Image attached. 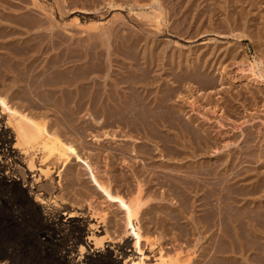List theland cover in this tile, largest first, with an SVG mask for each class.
Listing matches in <instances>:
<instances>
[{
	"label": "rangeland",
	"instance_id": "rangeland-1",
	"mask_svg": "<svg viewBox=\"0 0 264 264\" xmlns=\"http://www.w3.org/2000/svg\"><path fill=\"white\" fill-rule=\"evenodd\" d=\"M32 1L35 2L33 3ZM134 1L136 0H27V3H25L24 0H0V24L9 26L11 24L10 20H12L14 24H11L10 27L17 28L19 25L18 23L21 22L19 21L20 17L24 18V16L30 15L28 20L32 23L31 25L34 24V26L31 27L27 37L30 36L32 43L34 42V44L31 43V53L33 54V52H35L34 54H37L35 56L30 53L32 56L31 59L33 60H30L32 64L29 61L30 65H33L36 69H41L40 67L43 65L49 66V72L47 71L46 75L49 80L46 79V77H44L46 80L39 77L46 82V85L44 84L45 86L43 87L37 86L40 83L39 81H41L39 78L37 81L38 84L30 83L33 84V86H30V84L27 86L28 84L21 81L11 83L12 79L10 74L5 73L3 76L1 74L2 72H0V95H6L10 98L9 100H11L14 105L20 107V109L26 110V112L30 111V114L33 113L37 115L35 118H38V122L50 123L48 125L50 126V130L59 132L56 133V135H61L60 138L62 137L61 139H63L65 143L70 144L71 142L72 145H75L79 152V156H81L80 158L88 162L87 164L89 166H92L91 168L97 179L105 184H109L113 194H118L127 201L139 200L142 205L138 215V227L142 234L145 238L152 241L151 244L155 243V247L153 246L154 250H163L162 254H166V256L169 255L168 258L174 256L179 264H205V259L201 260L203 259L202 254L205 255L210 252L208 254L210 257L215 251L214 249L217 245L215 243L217 241L215 238V228H207L201 223V216L204 214L205 210V207L202 208L201 204L205 202L203 199L204 197L206 198V196H208L211 204H214L215 198L218 197L216 191V194H214L215 178L221 173L220 177L224 179L221 185V195H224H222L224 200V214L226 213L225 215H227L228 212L225 208L228 209L231 206L232 210L231 208L229 209L228 215H235L234 219L237 216H241L239 215L240 210L242 214L245 211V215L249 214V212L246 211L249 210L250 213L252 212V215L248 218H252L251 220H253L252 222L246 217L245 220H241V218L244 219L245 215L243 214V217H237V220L239 219L238 221L235 219V225L233 224L232 226L230 224L232 223L230 218L233 219V216L227 215L224 217V221H226L225 223L227 225L224 224L225 226L218 232V236L222 240L221 242L224 243L221 244L222 249L223 246L226 247L225 252L223 249V260L231 263L232 259L235 258L238 264H262L263 259L261 258L262 256L264 257V253L261 255L262 253L256 250V247L260 246L259 248L261 249L262 247L264 250V225L263 227L260 226L264 223H261L262 221L259 222V218H261L259 217L260 213L262 216L264 215L262 214L264 213L262 212V210L264 211V79H262L264 78V0H180L181 2L178 0H158L161 2H159L160 6L163 4L161 6V8H163L161 10V16L162 18H166V20L163 18L165 21L159 18L162 22L160 23L162 26L160 25L158 28H156V12L154 13L153 10L156 9L155 11H158L159 6H157L158 8L148 6L150 3L147 1L149 0H137L136 3L138 4L134 3ZM10 3H12V5ZM171 4L172 6L170 7ZM173 4H175V6ZM9 8L12 10H9ZM148 13L150 15L153 14V19ZM184 13H187V17ZM9 14H14L15 17H11ZM141 14H148L150 21L148 17H146L147 15L143 17ZM15 20L18 21V25L16 26ZM39 21H42V24ZM38 23H40L41 26H38ZM109 28L112 29V32L109 31ZM7 30L9 31V28H7ZM7 30L5 29L6 32ZM103 31H106L108 34ZM103 33L107 34L106 37ZM110 33L112 35H110ZM21 34L20 37L17 33L13 34L12 37H10V34L7 35L8 37L5 36L8 41L4 37V42H9L6 43V47L14 48L16 44H18L17 42H19L20 45L21 41L18 38L26 37V35ZM88 34L91 37H87ZM16 35L18 36L16 37ZM108 37H110V39ZM88 38L91 40H88ZM128 39L129 41H127ZM104 43H106V45ZM76 44L78 46H76ZM132 45L134 50L130 48ZM12 48L10 50H12ZM75 49L77 51H75ZM3 50L2 48L0 52H4ZM65 60L68 61L65 62ZM87 63L88 65H85ZM59 65L61 67H59ZM3 68L5 69L6 67ZM3 68H1V70ZM71 68H74V71L76 70L75 72L80 74V76H83V73L86 75L90 72L89 77L95 81L96 88L98 89L96 93L98 94L97 97L99 96V100L96 98L98 104L101 102L102 104L109 103L107 99L110 93L111 98H113V100L115 99L116 95L113 94L115 84L119 85L118 87L121 89L131 86L129 88L130 90L126 88V94H130L129 97L135 94V96L137 95L136 97L141 96L140 99H142L147 90L150 95L154 94L155 97H159L158 99L161 98L163 102L167 99L163 104L168 103L167 105L169 107L166 105L164 106H166L169 111H166V109L165 112H172L174 116L178 114V119H184L183 121L185 123L187 122L190 124V128H192L191 124L193 125L192 129L194 130L191 136L188 137L193 141L195 139V141L189 142L187 136L184 140L188 139L185 142L190 144L193 143L194 145L192 147V144H189L187 148L191 147L189 149L193 151L194 146L195 149L197 145L201 147H198L199 150L196 151L195 154L189 149H186L187 151L184 150L185 152L190 151L188 153L189 157L187 156L188 154H183L185 158L182 157V154L176 157V155L178 156L179 154L172 152L173 150H169V148L167 149L163 142H159L158 144L156 141L148 143L146 140H142L140 136H136L132 133L128 135L124 129L123 123L119 124V121H115L114 118H118V116L114 117L113 114L110 113L111 116L114 117L113 119L112 117L110 118L108 113L113 111L108 110V112L106 111V113H103L98 110V113H96V115L94 113V117L92 116L91 118H88L90 114L85 110H81L82 112L79 111L80 113L77 112L74 106L75 103H73L75 102V98H73L75 95H72L74 93L70 92L73 88L67 86L68 79L71 77L69 74ZM143 68L144 70L146 69L145 72L142 71ZM82 69L84 71H82ZM252 70L255 74L252 73ZM74 71L72 69L70 70V72ZM133 75L134 77H132ZM150 76L153 78V81L147 80ZM139 79L142 80L139 81ZM127 80L133 83L129 84L126 82ZM143 80L144 82L146 80V83L143 84ZM82 81H84V79L79 80L78 83L80 82L79 84H83ZM114 81L120 84L116 82L114 84ZM121 81L124 82L121 83ZM84 82L87 83L86 80ZM84 86L86 87V84ZM103 86L105 88L107 87V89ZM32 87L35 89L38 87L37 91L39 93ZM31 88L34 92H31ZM29 89L30 93L27 92ZM136 91H138L137 94ZM69 92L72 94L70 95ZM152 95L151 97H154V95ZM98 104L96 105H101ZM65 106L66 108H64ZM61 109L64 110L61 111ZM84 112H86V114H84ZM33 114L32 116H34ZM99 115H102L101 118ZM189 117H191V123L189 121L190 119L188 120ZM0 118V130H2L3 122L7 120V116L0 115ZM103 118H106V120L104 121ZM162 118H164V116ZM99 120L100 122H97ZM93 121L98 123V125L95 122L93 123ZM109 121H111V123H109ZM104 122H106V124H104ZM90 123L92 124L90 125ZM14 126L15 125L12 123L7 130L8 140H6L7 137L6 139L0 137V151H10L11 148L17 144L16 153L19 159H21V162H18L19 160L14 162L10 158L7 160L8 163L11 162L9 163V167L11 166L10 168L15 171L14 178L16 180L15 182H17V187L12 194L9 193L12 197L8 202L3 199V195H0V253L7 254V244L16 239L19 234L24 236V238H30V234L33 231L37 232L40 229L39 227L43 228V224L40 222V207L33 202L35 201L34 194L39 191L45 197L50 196L52 198L51 202H56L57 207H66L68 210L73 211V219L77 222L84 223V227H82L83 238L88 237L86 235L89 230V225H94L95 228H93L95 231L93 230V232L98 239L103 238L101 246L97 249L91 246L93 244L91 242L90 251L88 246L81 256L76 253V257L74 258L75 264H79V261H82L83 264H87L86 261L91 258L93 259L99 253L105 252L109 253L110 257L116 261V264H124L125 260H122L121 256L119 257L115 254V248L122 246L124 240L129 239V237H127L129 233L127 234L125 231L123 215L117 204L108 201V199L97 190L82 161L77 162V160L72 159L69 161L70 163L68 162L69 165H73L69 166V168H73L71 169V176H69L67 172L65 173L69 168L66 170L62 167L61 169H64V172L59 170L61 173L60 177H57L59 174L54 172L55 174L53 173L52 182L49 181L48 178L45 179L41 177L37 170L40 166L42 167L44 165V163L39 162L42 159L43 152L37 150L29 151L27 152L28 154L23 152L22 148H24V146L17 141L16 126ZM125 132L128 139L125 136ZM170 132H162L161 135L162 137H169V139H166L171 142L173 141L172 144H170L173 149L177 148V150L182 151L183 149H180V139L174 138L176 137L177 131L175 130L176 133L174 130ZM193 133H195V135L197 133L200 137L196 135L198 137H194L193 139ZM104 134L106 136H104ZM200 138L204 140L201 142L196 141ZM196 142H199V144ZM154 145L161 151L159 150V152H157L158 150ZM166 146H169V144ZM148 148L157 150L156 152L153 151V156L151 158L141 154V151ZM170 152H172V155ZM40 154L42 156H40ZM25 159H27L26 161L31 160L35 168L29 170L26 166ZM166 159L169 160L167 161ZM192 162L195 164L194 166ZM185 163L186 166L182 165ZM166 164L168 166L164 167ZM183 167H190L191 170H189L191 173L189 172L188 174V172H186L187 169ZM200 168L209 169L210 172L203 169V174ZM151 169H154L155 172L153 171L152 173ZM196 169H199L200 171L198 170V173L201 172L200 174H202H197L198 176H195V178L199 177V180L196 181H204L203 178H207V184H205L208 189L206 187V189L202 186L200 187V185L194 186L193 183H191V185L189 184L187 189L182 185L180 186L181 188H178L180 180L178 181L175 179L178 178L176 176H186V179L190 178L194 180V177L192 178L189 176L187 178V176L190 174H192L191 176L195 175L194 173L197 172ZM206 173L210 174L207 175ZM175 174V178L173 177L172 179V176ZM201 181L200 183H202ZM168 182L173 185H169ZM58 183L59 186L57 185ZM174 184L177 185L175 186ZM222 186L224 188H222ZM200 188H202L204 192L199 191ZM206 190H208V193ZM209 190L214 193L211 195ZM176 191H179V193ZM201 193H203V195ZM210 195L213 196L214 199L210 197ZM180 196H182V198ZM201 196L203 197V201L201 200ZM18 207L22 209L18 210ZM181 210H186L182 213V219H180L181 215L179 214L182 212ZM234 210H237L239 213H237V215L234 214L236 212H232ZM13 211L17 213V216L14 215ZM246 212L248 213L246 214ZM253 213H256V217H259L258 220L253 216ZM14 216L21 221L14 222ZM227 217L229 218L227 219ZM188 218H190L189 222L187 220ZM256 220L258 222L255 224L254 221ZM245 221L246 225L243 224ZM247 221H249L250 224L252 223L250 227ZM237 222L241 223H239L240 226ZM257 224L259 226H257ZM234 226L237 227L234 228L236 231L232 229ZM245 231L246 234L248 233L247 235ZM248 231H251L254 237L251 236L253 241L250 240L249 234L251 233ZM234 232H236V234H233ZM229 237L233 238L229 240ZM245 237L247 239H245ZM129 240L131 241V239ZM228 241H235V244L233 242H231L233 243L231 244ZM249 241H252L251 244H253L255 248L253 245L249 246ZM254 241H257V244L253 243ZM147 245L148 244L143 243L145 247L143 248L145 250L149 247H147ZM208 245H211L210 249H206ZM228 246L233 248L235 255L232 252L230 254L229 249L226 250L229 248ZM234 246L237 248L236 252ZM239 246L243 248V250ZM209 257L207 258L208 260L206 259L207 261H209ZM154 260L147 264H154ZM211 262L212 261H210V263Z\"/></svg>",
	"mask_w": 264,
	"mask_h": 264
},
{
	"label": "bare ground",
	"instance_id": "bare-ground-1",
	"mask_svg": "<svg viewBox=\"0 0 264 264\" xmlns=\"http://www.w3.org/2000/svg\"><path fill=\"white\" fill-rule=\"evenodd\" d=\"M30 1V0H29ZM178 1H180V0H178ZM189 1V0H188ZM198 1V0H197ZM24 2L25 3H27V0H24ZM33 2V1H32ZM31 2V3H32ZM35 2V1H34ZM33 2V3H34ZM82 2V1H81ZM137 2V0L136 1H134V3H136ZM148 3H150L148 6H151L152 8L154 7H157V6H159V10L158 11H155V10H153L154 11V13L156 12V23H157V27H156V25H155V27L156 28H158V27H160V23H162L161 22V18H162V9L163 8H161V6L163 5V4H161V6H160V4H159V2L160 1H158V0H149V1H147ZM166 2H168V1H166ZM169 2H171V1H169ZM181 2V1H180ZM194 2V1H193ZM201 2V1H200ZM213 2V1H212ZM93 3V2H92ZM112 3V2H111ZM128 3H130V2H128ZM161 3V2H160ZM173 3H174V1H173ZM11 5H12V3H10ZM9 4V5H10ZM81 4V3H80ZM136 4H138V3H136ZM146 4V3H145ZM181 4V3H180ZM183 4V3H182ZM23 5V4H22ZM34 5V4H33ZM37 5V4H36ZM58 5H59V3H58ZM174 6H175V4H173ZM179 5V4H178ZM197 5V4H196ZM80 6V5H79ZM109 6H110V4H109ZM112 6V5H111ZM113 6H115V5H113ZM117 6H119V5H117ZM130 6V5H129ZM145 6H147V5H145ZM144 6V7H145ZM172 6V4L170 5V7ZM21 7V6H20ZM90 7V6H89ZM37 8V7H36ZM60 8V7H59ZM149 8V7H148ZM158 8V7H157ZM175 8V7H174ZM174 8H173V10H174ZM189 8V7H188ZM209 8V7H208ZM134 9V8H133ZM150 9V8H149ZM9 10H12L11 8H9ZM180 10V9H179ZM185 10V9H184ZM190 10V9H189ZM188 10V11H189ZM192 10V9H191ZM196 10V9H195ZM187 11V12H188ZM10 12V11H9ZM18 12V11H17ZM170 12V11H169ZM183 12V11H182ZM205 12V11H204ZM208 12V11H207ZM27 13V12H26ZM141 13H144V12H141ZM164 13H165V11H164ZM172 13V12H171ZM174 13V12H173ZM195 13V12H194ZM25 14V13H24ZM149 14V13H148ZM148 14H141V16H145V15H147L146 17H148L149 15ZM185 14V16L187 15V13H184ZM26 15V14H25ZM164 15V14H163ZM166 15V14H165ZM173 15V14H172ZM179 15V14H178ZM253 15V14H252ZM9 16H11V17H15L14 16V14H9ZM30 16V15H29ZM28 15H26V16H24V18H22V17H20V20L19 21H21V22H19L18 24H17V22L18 21H16L15 20V26L16 25H18V27L16 28V27H10V25L12 24H14V21H12V20H10V25L9 26H4V25H2V24H0V29L2 30H0V50L2 51V48L4 49L3 51L4 52H0V70H1V68H3V67H6L5 69L3 68L0 72H2L1 74L4 76L5 75V73H8V74H10V76H11V83H16L17 81H21V82H24V83H26V84H28L27 86H29V84L30 83H35V84H38V78L39 77H42V78H44V77H46V75H47V71H48V69H49V66L47 65H43V66H39L41 69H36L33 65H30V60H32L31 58H32V56L30 55V53L32 52V46H31V43H32V39H31V37L30 36H28L27 37V35L30 33V29H31V27L32 26H34V24L33 25H31L32 23H30V21L28 20V17H29ZM139 16H140V14H139ZM151 16V18H152V16H153V14L152 15H150ZM145 17V18H146ZM154 17V16H153ZM187 17V16H186ZM9 18V17H8ZM7 18V19H8ZM31 18V17H30ZM145 18H144V20H145ZM160 18V19H159ZM163 18H165V17H163ZM162 18V19H163ZM211 18V17H210ZM9 19H11V18H9ZM22 19V20H21ZM153 19V18H152ZM214 19V18H213ZM244 19V18H243ZM14 20V19H13ZM148 20L150 21V19H149V17H148ZM160 20V21H159ZM165 20H166V18H165ZM164 19H163V21H165ZM32 21V20H31ZM35 21V20H34ZM152 21V20H151ZM255 21V20H254ZM40 22V21H39ZM42 22V21H41ZM40 22V23H41ZM167 22V21H166ZM165 22V23H166ZM37 23V22H36ZM35 23V24H36ZM40 23H38V26H41L40 25ZM42 24V23H41ZM6 25V24H5ZM36 26V25H35ZM162 26V25H161ZM210 26V25H209ZM233 26V25H232ZM37 27V26H36ZM49 27V26H48ZM7 28H9V31L7 30ZM19 28V29H18ZM179 28V27H178ZM5 29L7 30V32L5 31ZM20 29H22V30H20ZM51 29V28H50ZM110 30V32H112L111 30V28H109ZM103 30V29H102ZM105 30H107V29H105ZM5 31V32H4ZM108 31V30H107ZM159 31V30H158ZM4 32V33H3ZM22 34H21V33ZM104 32V31H103ZM106 32V31H105ZM104 32V33H105ZM198 32V31H197ZM18 34L19 35V37H20V34L21 35H26V37H24V38H18V39H20V45L22 46H20L19 45V42H17L18 44H16V46L14 47V48H16V49H14V48H12V50H10L11 48H9V47H6V43H9V42H4V37L5 36H7L8 34H10L9 36L10 37H12V35L13 34ZM103 33V34H104ZM107 33V32H106ZM6 34V35H5ZM102 34V35H103ZM108 34V33H107ZM107 34H104V36L106 37V35ZM18 35H16V37L18 36ZM110 35H112L111 33H110ZM110 35H108V36H110ZM88 36H90L89 34L87 35V37ZM99 36H100V34H99ZM104 36H103V38H104ZM8 37V36H7ZM22 37V36H21ZM42 37V36H41ZM58 37V36H57ZM63 37V36H62ZM91 37V36H90ZM98 37V36H97ZM102 37V36H101ZM101 37H99V38H101ZM111 37V36H110ZM110 37H108L109 39H110ZM15 38V37H14ZM13 38V39H14ZM34 38V37H33ZM37 38V37H36ZM92 38H93V36H92ZM5 39H6V37H5ZM40 39V38H39ZM67 39V38H66ZM69 39V38H68ZM80 39H82V38H80ZM87 39V38H86ZM85 39V40H86ZM94 39H96V38H94ZM106 39V38H105ZM104 39V40H105ZM138 39V38H137ZM7 40V39H6ZM10 40V39H9ZM41 40V39H40ZM54 40V39H53ZM76 40V39H75ZM88 40H91L90 38H88ZM101 40V39H100ZM108 40V39H107ZM130 40H132V39H130ZM8 41V40H7ZM12 41V40H11ZM14 41V40H13ZM17 41H19V40H17ZM58 41V40H57ZM77 41H79V40H77ZM126 41V40H125ZM127 41H129V39L127 40ZM15 42H16V39H15ZM37 42V41H36ZM52 42V41H51ZM71 42H72V40H71ZM70 42V43H71ZM88 42V41H87ZM90 42V41H89ZM103 42H105V41H103ZM108 42V41H107ZM143 42V41H142ZM14 43V42H13ZM44 43V42H43ZM53 43V42H52ZM66 43V42H65ZM80 43V42H79ZM86 43V42H85ZM95 43V42H94ZM126 43V42H125ZM134 43V42H133ZM137 43V42H136ZM32 44H34V42L32 43ZM42 44V43H41ZM57 44V43H56ZM62 44V43H61ZM67 44H68V42H67ZM71 44H73V43H71ZM91 44V43H90ZM102 44V43H101ZM105 45H106V43H104ZM127 44V43H126ZM132 44V43H131ZM260 44V43H259ZM49 45V44H48ZM75 45V44H74ZM80 45V44H79ZM93 45V44H92ZM125 45V44H124ZM123 45V46H124ZM134 45H136V44H134ZM19 48H18V47ZM56 46V45H55ZM76 46H78L77 44H76ZM103 46V45H102ZM73 47V46H72ZM80 47V46H79ZM125 47V46H124ZM57 48V47H56ZM69 48V47H68ZM95 48V47H94ZM123 48V47H122ZM129 48V47H128ZM130 48H132V50H134L133 49V45H132V47L130 46ZM58 49V48H57ZM14 50V51H13ZM69 50V49H68ZM127 50V49H126ZM130 50V49H129ZM41 51V50H40ZM75 51H77L76 49H75ZM38 52V51H37ZM72 52H73V50H72ZM82 52V51H81ZM85 52V51H84ZM206 52V51H205ZM35 52H33V54H34ZM74 53V52H73ZM97 53V52H96ZM128 53V52H127ZM135 53V52H134ZM32 54V53H31ZM32 54V55H33ZM42 54V53H41ZM71 54V53H70ZM93 54V53H92ZM35 55V54H34ZM37 55V54H36ZM35 55V56H36ZM79 55V54H78ZM87 55V54H86ZM135 55V54H134ZM134 55H133V57H134ZM40 56V55H39ZM38 56V57H39ZM57 56V55H56ZM68 56V55H67ZM71 56V55H70ZM75 56V55H74ZM34 57V56H33ZM53 57V56H52ZM57 57H59V56H57ZM64 57V56H63ZM130 57H131V55H130ZM133 57H132V60H133ZM80 58V57H79ZM87 58H88V56H87ZM95 58H96V56H95ZM67 59V58H66ZM77 59V58H76ZM81 59V58H80ZM80 59H79V61H80ZM73 60V59H72ZM95 60V59H94ZM135 60H137V59H135ZM30 61V62H29ZM33 61V60H32ZM68 61V60H67ZM66 60H65V62H67ZM86 61V60H85ZM139 61V60H138ZM63 62V61H62ZM88 62V61H87ZM155 62V61H154ZM56 63V62H55ZM75 63V62H74ZM259 63V62H258ZM257 63V64H258ZM31 64H32V62H31ZM64 64V63H63ZM84 64V63H83ZM82 64V65H83ZM138 64V63H137ZM85 65H88V63L87 64H85ZM142 65V64H141ZM146 65H147V63H146ZM167 65V64H166ZM256 65V64H255ZM66 66V65H65ZM81 66V65H80ZM170 66H171V64H170ZM59 67H61L60 65H59ZM73 67V66H72ZM78 67V66H77ZM88 67V66H87ZM91 67V66H90ZM117 67V66H116ZM136 67V66H135ZM94 68V67H93ZM137 68V67H136ZM146 68V67H145ZM150 68V67H149ZM178 68H180V67H178ZM220 68V67H219ZM65 69H67V68H65ZM73 71H74V68H71ZM70 69V70H71ZM81 69V68H80ZM88 69V68H87ZM142 69V68H141ZM64 70V69H63ZM70 70H69V74H70V76L71 77H69V79H68V82H67V86L68 87H70V88H73L70 92H72V93H74V94H72V93H70V95L72 94V95H75V97L73 96V98H75V102H73V103H75V110L77 111V112H79V111H81V110H85V111H87V113L89 112V114H90V116L88 117L87 115V117L88 118H91L92 116L94 117V113H95V115H96V113H98L97 111L98 110H100V112H105L106 113V111L108 112V110H110V111H113V112H109L108 114L110 115V118L112 117L111 116V114H113V116L115 117H117L118 116V118H114V117H112V119L114 118L115 119V121H119V124H122L123 123V126H124V129L126 130V132H127V134L129 135V133H132V134H135L136 136H140V138L142 139V140H146L148 143H152V142H154V141H156V143L158 144L159 142L161 143V142H163L164 143V146L168 149L169 148V150L171 149V150H173L172 152H175L176 154L178 153L179 155L177 156L176 155V157H179L180 156V154H182V157H183V154L184 155H186V154H188L190 151H192V149H189V148H191V147H188L187 148V145H189L190 143H186L185 141L186 140H188V139H185L184 140V138L187 136V138H189L188 136H191V134H192V131L194 130V129H192L193 128V125L191 124V126H192V128H190V124L189 123H185L183 120H180V119H178V114H177V116L175 117L173 114H172V112H165V110L167 109V107L166 106H168L166 103L165 104H163L164 102H166L167 101V99L163 102L162 101V99L160 100V99H158L157 97H155V95H154V97H151V95H150V93L146 90V93H145V96H143L142 97V99H140V97L138 96V97H136L135 96V94H134V96H131V97H129V95L130 94H126L127 92H126V88H128V87H126V88H123V89H121V88H119L118 86L119 85H116L115 84V82L116 81H114V95H116L115 96V99L113 100V98H111V93H110V97L108 96V99H107V102H109V103H103L102 104V102L101 103H99V104H101L100 106H97L96 104H98L97 102H96V98L98 99V97H97V95L98 94H96L98 91V89L96 88V83H95V81L94 80H92L91 79V77H89V70H88V72L89 73H87L86 75H84L85 73H83V76H80V74H78L77 72H70ZM100 70H101V68H100ZM82 71H84L83 69H82ZM87 71V70H86ZM91 71V70H90ZM104 71V70H103ZM134 71V70H133ZM140 71V70H139ZM142 71H146V69L144 70V68H143V70ZM49 72V71H48ZM94 72V71H93ZM135 72V71H134ZM133 72V73H134ZM137 72V71H136ZM153 72V71H152ZM58 73V72H57ZM79 75H77V74ZM102 73V72H101ZM106 73V72H105ZM139 73V72H138ZM141 73H143V72H141ZM147 73H148V70H147ZM156 73V72H155ZM252 73L253 74H255L254 73V71L252 70ZM50 74V73H49ZM55 74V73H54ZM140 74V73H139ZM7 75V74H6ZM45 75V76H44ZM52 75V74H51ZM58 75V74H57ZM60 75V74H59ZM67 75V74H66ZM132 75V74H131ZM135 75H136V73H135ZM140 75H142V74H140ZM145 75V74H144ZM149 75H150V73H149ZM63 76V75H62ZM138 76V75H137ZM147 76V75H146ZM154 76V75H153ZM253 76V75H252ZM260 76V75H259ZM48 77V76H47ZM46 77V79H48ZM66 77H68V76H66ZM132 77H134V75L132 76ZM139 77H141V76H139ZM145 77V76H144ZM263 77V76H262ZM40 79L41 81H39L40 83V85L38 84L37 86L38 87H43V86H45L46 84V82H45V80L44 79ZM131 78V77H130ZM147 78V77H146ZM145 78V79H146ZM149 78H151V76L150 77H148V79L147 80H152L153 78H151V79H149ZM154 78H156V77H154ZM258 78V77H257ZM256 78V79H257ZM81 79H84V81L86 80V82L87 83H85L84 81H82V83L84 84H86V87L83 85V84H79L78 83V81L79 80H81ZM136 79V78H135ZM142 79H144V78H142ZM142 79H139V81L140 80H142ZM258 79H260V78H258ZM262 79H264V78H262ZM49 80V79H48ZM57 80V79H56ZM104 80V79H103ZM130 80V79H129ZM155 80V79H154ZM4 81V80H3ZM2 81V83L4 84V82ZM132 81H133V79H132ZM136 81V80H135ZM150 81H149V83H150ZM153 81V80H152ZM165 81V80H164ZM65 82V81H64ZM124 82V81H123ZM122 81H121V83H123ZM126 82H128V80L126 81ZM154 82H157V81H154ZM163 82V81H162ZM42 83V84H41ZM58 83H59V81H58ZM78 83V84H77ZM106 83V82H105ZM104 83V84H105ZM117 83V82H116ZM119 83V82H118ZM117 83V84H118ZM129 84L130 83H133V82H128ZM144 83H146V80H145V82H144V80H143V84ZM148 83V84H149ZM153 83V82H152ZM151 83V84H152ZM160 83V82H159ZM23 84V83H22ZM25 84V85H26ZM33 84H30V86H33ZM45 84V85H44ZM64 84V83H63ZM120 84V83H119ZM150 84V85H151ZM156 84V83H155ZM15 85V84H14ZM24 85V84H23ZM50 85V84H49ZM101 85V84H100ZM110 85V84H109ZM111 85H112V83H111ZM110 85V86H111ZM126 85V84H125ZM124 85V86H125ZM132 85V84H131ZM153 85H154V83H153ZM13 86V85H12ZM64 86H66V85H64ZM66 86V87H67ZM98 86V85H97ZM102 86V85H101ZM106 86V85H105ZM122 86V85H121ZM156 86V85H155ZM35 87V86H34ZM37 87V88H38ZM48 87V86H47ZM60 87H61V85H60ZM104 87V86H103ZM109 87V86H108ZM131 87V86H130ZM129 87V88H130ZM137 87V86H136ZM136 87H134V88H136ZM140 87V86H139ZM142 87V86H141ZM151 87V86H150ZM159 87V86H158ZM161 87V86H160ZM22 88V87H21ZM29 88V87H28ZM33 88V87H32ZM31 88V89H32ZM37 88L35 89V88H33L34 90H36L37 91ZM56 88V87H55ZM105 88V87H104ZM103 88V89H104ZM110 88V87H109ZM108 88V89H109ZM128 88V90H130ZM143 88V87H142ZM149 88V87H148ZM3 89V88H2ZM27 89V88H26ZM26 89H25V91H26ZM33 89L31 90V92L33 91ZM105 89H107V87L105 88ZM159 89V88H158ZM132 90V89H131ZM141 90V89H140ZM7 91V90H6ZM12 91V90H11ZM30 91V89L27 91V92H29ZM104 91H106V90H104ZM110 91V90H109ZM119 91H121V92H119ZM134 91H135V89H134ZM133 91V92H134ZM143 91V90H142ZM10 92V91H9ZM22 92H24V91H22ZM26 92V93H27ZM34 92V91H33ZM38 92V91H37ZM45 92V91H44ZM111 92H113V91H111ZM176 92V91H175ZM0 93H1V91H0ZM30 93V92H29ZM39 93V92H38ZM42 93V92H41ZM68 93V94H69ZM105 93V92H104ZM135 93V92H134ZM138 93V91H136V94ZM156 93V92H155ZM3 94V93H2ZM51 94V93H50ZM102 94V93H101ZM109 94V93H108ZM108 94H106V95H108ZM11 95V94H10ZM26 95V94H25ZM34 95V94H33ZM38 95V94H37ZM131 95H133V94H131ZM138 95H140V94H138ZM152 95V96H153ZM22 96V95H21ZM39 96V95H38ZM119 96V97H118ZM158 96V95H157ZM166 96H168V95H166ZM62 97H63V95H62ZM103 97V96H102ZM160 97H162V96H160ZM169 97V96H168ZM167 97V98H168ZM105 98V97H104ZM166 98V97H165ZM10 98H8L6 95L5 96H1L0 95V115H5V116H7V120L6 121H4L3 122V129L2 130H0V137L2 138V139H6V137H7V135H8V129L10 128V126H11V124L13 123L15 126H16V138H17V141L20 143V144H22L23 146H24V148H22V151L23 152H25L26 154H28L27 152H29V151H35V150H37V151H42L41 153L43 154V156L40 154V156H42L41 158V160L39 161V162H41V163H44V165L41 167L40 166V168L37 170L38 172H39V174L41 175V177H43V178H45V179H47L48 178V180L49 181H51L52 182V176H54L53 175V173L55 172V173H58L59 175L57 176V177H60V175H61V173H60V171L59 170H62L61 168L63 167V168H65L66 170L69 168V166H73V165H69L68 164V162L69 161H71L72 159H75V160H77V162H83L84 164L83 165H85V167H86V169L88 170V172H89V176H90V179L93 181V183L95 184V186H96V188H97V190L99 191V192H101L104 196H105V198H107L108 199V201H110L111 203H113V204H117V206H118V208H119V210L121 211V213H122V215H123V221H124V226H125V231H126V233L128 234L129 233V236H127V237H129V239H131V241L129 240V239H127V237H126V239L127 240H124V243H123V245L122 246H119V247H116L115 248V254H117L119 257L121 256V259L122 260H125L124 261V264H126V261H127V264H147V263H150L151 261H153L154 259V264H179V262H178V260L174 257V256H172L173 257V259H172V257H170V258H168V256L169 255H167L166 256V254H162V251L163 250H160V251H158V249L156 250H154V245H155V243H152L151 244V242L152 241H150L149 239H147V238H145L144 237V235L142 234V232H141V230L139 229V227H138V215H139V213H140V207H141V205L142 204H140L141 202H139V200L137 201H133V200H129V201H127V200H125L123 197H121V196H119L118 194L116 195V194H113V192H112V190L110 189V186H109V184H105L104 182H102V181H100L99 179H97V177L95 176V174H94V171L92 170V166H89L87 163L88 162H85L84 160H82L80 157L81 156H79V152L77 151V148L75 147V145H72L71 144V142H70V144H68V143H65V141L63 140V139H61L60 138V136L61 135H56V133H59V132H54V131H52V130H50V126H48L49 124H47V122H38L37 121V119L38 118H35L37 115H34L33 113V115L34 116H32V114H30V111L29 112H26V110H22V109H20V107H18V106H16V105H14L12 102H11V100H9ZM102 99V98H101ZM140 99V100H139ZM169 99V98H168ZM35 100V99H34ZM70 100V99H69ZM99 100V99H98ZM16 101V100H15ZM100 102V101H99ZM171 102V101H170ZM169 102V103H170ZM173 102V101H172ZM17 103V102H16ZM46 104V103H45ZM98 104V105H99ZM175 104V103H174ZM20 105V104H19ZM24 105V104H23ZM164 105H166V106H164ZM173 105V104H172ZM171 105V106H172ZM178 105V104H177ZM70 107V106H69ZM169 107V106H168ZM175 107V106H174ZM64 108H66V106L64 107ZM172 108V107H171ZM58 109V108H57ZM179 109V108H178ZM29 110V109H28ZM62 110H64V109H61V111ZM73 110V109H72ZM71 110V111H72ZM164 110V111H163ZM173 110V109H172ZM171 110V111H172ZM74 111V110H73ZM166 111H169L168 109L166 110ZM67 112V111H66ZM82 112V111H81ZM80 113V112H79ZM111 113V114H110ZM47 114V113H46ZM73 114V113H72ZM71 114V115H72ZM84 114H86V112H84ZM88 114V115H89ZM102 114V113H101ZM114 114H116V115H114ZM164 114V115H163ZM181 114V113H180ZM58 115V114H57ZM103 115V114H102ZM101 115V116H102ZM107 115V114H106ZM108 115V116H109ZM164 116V118H162L163 116ZM184 115V114H183ZM39 116V115H38ZM75 116V115H74ZM86 116H84V117H86ZM97 116H98V114H97ZM96 116V117H97ZM100 116V115H99ZM101 116H100V118H101ZM107 116V117H108ZM43 117V116H42ZM41 117V118H42ZM62 117V116H61ZM67 117V116H66ZM80 117V116H79ZM103 117H104V115H103ZM41 118H39L40 120H42ZM72 118V117H71ZM109 118V119H110ZM191 117H189L188 118V120L190 119ZM1 119V118H0ZM46 119V118H45ZM94 119V118H93ZM104 119V118H103ZM111 119V120H112ZM102 120V119H101ZM106 120V118L104 119V121ZM187 120V119H186ZM185 120V121H186ZM44 121V120H43ZM82 121V120H81ZM96 121V120H95ZM95 121H93V123L95 122ZM114 121V120H113ZM112 121V122H113ZM190 121V123H191V119L189 120ZM49 122V121H48ZM92 122V121H91ZM97 122H100V120L99 121H97ZM68 123V122H67ZM96 123V122H95ZM102 123H103V121H102ZM109 123H111V121H109ZM92 123H90V125H91ZM97 125H98V123H96ZM100 124V123H99ZM104 124H106V122H104ZM114 124V123H113ZM58 125V124H57ZM65 125V124H64ZM103 125V124H102ZM116 125V124H115ZM114 125V126H115ZM5 126V127H4ZM14 126V127H15ZM52 126V125H51ZM74 126H75V124H74ZM96 126V125H95ZM104 126V125H103ZM107 126V125H106ZM109 126V125H108ZM113 126V125H112ZM118 126H120V125H118ZM199 126H201V125H199ZM92 127H94V126H92ZM121 127H122V125H121ZM63 128V127H62ZM61 128V129H62ZM97 128V127H96ZM197 128H198V126H197ZM91 129V128H90ZM94 129V128H93ZM98 129V128H97ZM121 129V128H120ZM5 130V131H4ZM174 130V132H175V130L177 131V133H176V137H174V138H178V140H179V142L181 143L180 145V149H183L182 151L181 150H177V148L175 149H173L171 146H170V144H172V142L170 141V140H167V139H169V137L167 138V137H162V135H161V133L162 132H164V133H167V132H170V131H173ZM121 131H122V129H121ZM126 132H125V136H126V138H127V135H126ZM152 133V134H151ZM171 133V132H170ZM173 133V132H172ZM14 134V133H13ZM171 135V134H170ZM195 135V133H193V139H194V137L195 138H197L199 135L196 133V135H198V136H194ZM104 136H106L105 134H104ZM107 136H108V134H107ZM130 136H132V135H130ZM200 137V136H199ZM111 138V137H110ZM113 138V137H112ZM167 138V139H166ZM192 138V137H191ZM10 139V138H9ZM128 139V138H127ZM183 139V140H182ZM202 138H200V139H198V140H196V141H203V140H201ZM6 140H8V137H7V139ZM16 140V139H15ZM66 140V139H65ZM174 140V139H173ZM177 140V141H178ZM97 141V140H96ZM190 141H193V140H190V138H189V142ZM194 141H195V139H194ZM193 141V142H194ZM175 142V141H174ZM197 144H199V142H196ZM157 144H155V145H157ZM169 144V146H166V145H168ZM175 144V143H174ZM192 144V147H193V143H191ZM190 144V145H191ZM201 144V143H200ZM154 145V146H155ZM176 145V144H175ZM159 146V145H158ZM164 146H162V147H164ZM177 146H179V145H177ZM200 146V145H199ZM198 145H197V147H196V149H195V146H194V149H193V153L195 154L196 153V151H198L199 149H198V147H199ZM248 146V145H247ZM171 147V148H170ZM201 147V146H200ZM203 147V146H202ZM155 148H156V146H155ZM204 148H205V145H204ZM16 149H17V144H15L14 146H13V148H11V150H10V148H9V150L10 151H3V150H1L0 151V154H1V158H0V195H3V199H5L7 202L9 201V199L12 197L11 196V194H12V192H14V189H16V187H17V185H16V183L17 182H15L16 180H15V178H14V175H15V171H14V169L12 170V168H10L9 167V163H11V162H9L8 163V158H10L12 161H18V162H21V159H19V157H18V155H17V153H16ZM135 149V148H134ZM150 148H148V149H145V150H143V151H141V154H143V155H147V156H149V158H151L152 156H153V151L154 152H156L157 150V152H159V150L160 149H154V148H152V149H150ZM165 149V148H164ZM179 149V148H178ZM186 149H189L190 151L189 152H185L184 150H186ZM203 150V149H202ZM82 151V150H81ZM135 151V150H134ZM161 151V150H160ZM187 151V150H186ZM18 152V151H17ZM132 152V151H131ZM172 152H170V154L172 153ZM202 152V151H201ZM133 153V152H132ZM136 153V152H135ZM163 153V152H162ZM161 153V154H162ZM166 153H168V152H166ZM111 154V153H110ZM264 154V153H263ZM115 155V154H114ZM172 155V154H171ZM191 155H192V153H191ZM29 156V155H28ZM188 157H189V154L187 155ZM186 156V157H187ZM195 156V155H194ZM253 156V155H252ZM260 156V155H259ZM146 157V156H145ZM172 157V156H171ZM187 157V158H188ZM261 157V156H260ZM117 158V157H116ZM183 158H185V157H183ZM4 160V161H3ZM27 159H25V162H26V166H27V168L30 170V169H33V168H35V166L33 165V162H31V160L30 161H26ZM150 160V159H149ZM154 160V159H153ZM167 160V159H166ZM169 160V159H168ZM167 160V161H168ZM172 160H174V159H172ZM180 160H182V159H180ZM3 161V162H2ZM10 161V160H9ZM127 161V160H126ZM177 161V160H176ZM38 162V163H39ZM125 162V161H124ZM142 162H144V161H142ZM151 162V161H150ZM160 162H163V161H160ZM172 162V161H171ZM185 162V161H184ZM70 163V162H69ZM157 163V162H156ZM159 163V162H158ZM16 164V163H15ZM151 164V163H150ZM154 164V163H153ZM191 164V163H190ZM192 164H193V162H192ZM204 164V163H203ZM82 165V166H83ZM182 165H184V166H186V163L185 164H182ZM195 164H193V166H194ZM221 165V164H220ZM150 166V165H149ZM157 166H159V165H157ZM166 166H168L167 164L164 166V167H166ZM189 166V165H188ZM75 167V166H74ZM84 167V168H85ZM154 167V166H153ZM152 167V168H153ZM160 167V166H159ZM181 167V166H180ZM191 167V166H190ZM190 167H183L184 169H187V171L186 172H188V174H189V172H190V170H191V168ZM199 167V166H198ZM203 167H204V165H203ZM151 168V167H150ZM167 168H169V167H167ZM166 168V169H167ZM173 168V167H172ZM194 168V167H193ZM261 168V167H260ZM71 169H73V168H69L67 171H65V173L67 172L68 173V175L69 176H71L72 175V173H71ZM155 169V168H154ZM154 169L151 171L152 173H153V171H154ZM157 169V168H156ZM176 169H178V168H176ZM182 169V168H181ZM190 169V170H189ZM202 169V173L204 174V172H203V169H205V168H200V170ZM215 169V168H214ZM220 169V168H219ZM64 170V169H63ZM62 170V171H63ZM159 170H161V169H159ZM170 170V169H169ZM179 170V169H178ZM183 170V169H182ZM195 170V169H194ZM197 170V169H196ZM199 170V169H198ZM197 170V172L196 173H194L195 175H193V176H191L192 174H190V175H188L187 176V178L190 176V177H194V180L193 179H190V178H188V179H186L185 177L186 176H183V177H179V175L178 176H176V174L174 175V176H172V179H173V177L175 178V176L176 177H178V178H175V179H177L178 181L180 180V185L178 186V188L182 185V186H185L184 188H186L187 189V186H189V184L191 185V183H193V185L194 186H196V185H200V187L202 186V187H206V184H207V181H206V179L205 178H203L204 179V181H206V182H204L203 180L201 181L202 183H200V181L199 182H197L199 179V177H196L195 178V176L198 174V175H202V174H200V173H198L199 171ZM207 172L209 171V169L207 170V169H205ZM218 170V169H217ZM34 171V170H33ZM165 171V170H164ZM167 171V170H166ZM247 171V170H246ZM35 172V171H34ZM64 172V171H63ZM155 172V171H154ZM176 172V171H175ZM174 172V173H175ZM184 172V171H183ZM210 172V171H209ZM54 173V174H55ZM157 173V172H156ZM161 173V172H160ZM176 173H178V172H176ZM191 173V172H190ZM217 173V172H216ZM218 173H220V172H218ZM151 174V173H150ZM162 174V173H161ZM165 174V173H164ZM179 174V173H178ZM181 174H183V173H181ZM185 174H187V173H185ZM207 175L208 174H210V173H206ZM205 174V175H206ZM215 174V173H214ZM221 174V173H220ZM220 174L218 175V176H216L217 178H215V180H216V182H215V190H214V192L216 191L217 192V198H215V201H214V204H211V202H210V200L208 199V196H206V198L204 197V199H203V197L201 198V200L203 199L205 202L203 203V204H201V206H202V208H204L205 210H204V214L201 216V223H203L207 228H210V227H212L213 229L215 228V232H216V239H217V241L215 242L217 245L215 246V251L212 253V256H208V254L210 253H208V254H202L201 256H202V258L203 259H201V260H204L205 259V264H238L237 262H236V260H235V258H233L232 259V261H231V263H229V262H225L224 260H223V249H224V252H225V248L226 247H224L223 246V249H222V247H221V244L223 243V242H221L222 240H221V238L218 236L219 234H218V232L219 231H221L222 230V228H223V226H225V225H227L225 222L226 221H224V217H226L228 214H229V209L231 208V206H230V208H228V209H226L225 208V210H227L228 212H227V215H225L224 214V209H223V202H224V200H223V198H222V195H221V185H222V182H224V179H223V177L221 178L220 177ZM97 175V174H96ZM157 175V174H156ZM170 175V174H169ZM197 175V176H198ZM217 175V174H216ZM234 175V174H233ZM232 175V176H233ZM165 176V175H164ZM163 176V177H164ZM166 176H168V175H166ZM171 176V175H170ZM153 177V176H152ZM203 177V176H202ZM202 177H200V178H202ZM207 177V176H206ZM74 178V177H73ZM159 178H160V176H159ZM158 178V179H159ZM169 179V178H168ZM171 179V180H172ZM209 179V178H208ZM163 180V179H162ZM164 180H166V179H164ZM191 180V181H190ZM197 180V181H196ZM214 180V179H213ZM72 181V180H71ZM50 182V184L52 185V183ZM49 183V182H48ZM164 183H165V181H164ZM171 183H173V182H171ZM175 183V182H174ZM206 183V184H205ZM166 184V183H165ZM168 184H169V182H168ZM178 184V183H177ZM176 184V185H177ZM209 184V183H208ZM58 186H59V183L57 184ZM169 185H173V184H169ZM175 185V184H174ZM175 185V186H176ZM212 185H213V183H212ZM31 187H32V185H31ZM171 187V186H170ZM174 187V186H173ZM199 187V186H198ZM197 187V188H198ZM212 187V186H211ZM177 188V189H178ZM181 188V187H180ZM189 188V187H188ZM192 188V187H191ZM207 189H208V187H206ZM205 188V189H206ZM222 188H224L223 186H222ZM83 189H85V188H83ZM213 189V188H212ZM32 190V189H31ZM94 190V189H93ZM96 190V189H95ZM182 190V189H181ZM195 190H197V189H195ZM204 190V189H203ZM211 190V189H210ZM209 190V191H210ZM3 191H5V192H3ZM175 191V190H174ZM189 191V190H188ZM199 191H202V188H200V190ZM207 191V193H208V190H206ZM205 191V192H206ZM95 192H97V191H95ZM177 192V191H176ZM175 192V193H176ZM192 192H194V191H192ZM202 192H204V191H202ZM211 192V195L214 193H212V191H210ZM216 192L214 193V194H216ZM228 192V191H227ZM4 193H6V194H4ZM9 193H11V194H9ZM177 193H179V191L177 192ZM181 193V192H180ZM207 193H205V194H207ZM195 194V193H194ZM202 195H203V193H201ZM200 194V195H201ZM210 194V193H209ZM259 194V193H258ZM85 195V194H84ZM197 195H198V193H197ZM210 195V197H213V196H211ZM34 196H35V201H33V202H35V204H37V205H39V212H41V218H40V222H41V224H43V228L42 227H39L40 229L36 232V231H33L31 234H30V238H24V236H21L20 234H19V236L18 237H16V239H14L12 242H9V244H7L8 246H7V248H8V253L7 254H3V253H0V264H75L74 263V258L76 257V253H77V255H79V256H81L82 254H83V252H84V250L86 251V248L89 246V251H90V243L92 242L93 244L91 245V246H93V247H95V249H97L98 247H100L101 246V244H102V242H103V238H97L96 236H95V233L93 232V230L95 231V227H94V225H89L88 227H89V230H88V233H87V235L86 236H88V237H86V238H83L82 237V233H83V230H82V227H84V223H80V222H77L76 220H74L73 219V217H74V213H73V211H70V210H68V208H66V207H57L56 206V202H51L52 201V198L50 197V196H48V197H45L43 194H41L39 191H38V193H35L34 194ZM101 196V195H100ZM216 196V195H215ZM224 196V195H223ZM248 196V195H247ZM181 198H182V196H180ZM185 199H187V198H185ZM200 199V198H199ZM213 199H214V197H213ZM135 200V199H134ZM200 200V201H201ZM202 200V201H203ZM3 201V200H2ZM182 201V200H181ZM187 201V200H186ZM194 203V202H193ZM7 205V204H6ZM10 205V204H9ZM181 205H183V204H181ZM187 205H188V203H187ZM193 205V204H192ZM190 206V205H189ZM210 206V207H209ZM226 206V205H225ZM224 206V207H225ZM191 207H193V206H191ZM209 207V208H208ZM12 208V207H11ZM16 208V207H15ZM33 208V207H32ZM254 208V207H253ZM19 209H22V208H19L18 207V210ZM30 209V208H29ZM179 209H181V208H179ZM185 209V208H184ZM261 209H263V208H261ZM261 209H260V212H261ZM231 210H232V208H231ZM251 210V209H250ZM182 211V210H181ZM186 211V210H185ZM184 210L182 211V212H180L179 214L181 215L180 216V219H182V213H184L185 212ZM236 211V212H235ZM242 211H243V209H242ZM246 211H248L249 212V216L248 215H245L244 213H245V211H244V219H242L241 218V220H245V217L246 218H248V217H251L250 215H252V212L250 213V211L249 210H246ZM10 212V211H9ZM14 212V215L15 216H17V213L15 212V211H13ZM12 212V213H13ZM232 212H235L234 214H236L237 215V213H239V215H241L242 217H243V214L241 213V210L239 211V212H237V210H234V211H232ZM248 212H246V214L248 213ZM259 212V213H260ZM262 212H264L263 210H262ZM231 213V212H230ZM254 214V213H253ZM256 214V213H255ZM253 215V216H255L256 217V215ZM257 214H258V212H257ZM262 214H264V213H262ZM186 215V214H185ZM192 215V214H191ZM225 215V216H224ZM232 214H230V215H228V216H231ZM259 215V214H258ZM260 215H261V213H260ZM259 215V217H261V218H259L258 216L256 217L257 218V220H258V218H259V222H261V223H264V215L262 216H260ZM13 217V220H14V222L15 221H21V220H18V218L17 217ZM233 216V215H232ZM231 216V217H232ZM235 216V215H234ZM234 216H233V219L232 218H230L231 220H232V223H230L232 226H233V224L235 225V219L237 220V217L239 218V217H241V216H237V217H235V219H234ZM167 217H168V215H167ZM175 217V216H174ZM176 217H178V216H176ZM263 217V218H262ZM171 218H173V217H171ZM179 218V217H178ZM229 217H227V219H228ZM254 218V217H253ZM179 219V220H180ZM251 220L252 218H248V220ZM261 219H263V220H261ZM174 220V219H173ZM172 220V221H173ZM188 220V222H189V220H190V218H188L187 219ZM239 220V219H238ZM237 220V221H238ZM247 220V219H246ZM254 220H255V218H254ZM254 221L255 222V224H256V222H258V221ZM252 222H253V220H251ZM11 222V221H10ZM168 222V221H167ZM200 222V221H199ZM248 223L247 224H250L249 223V221H247ZM16 223H18V222H16ZM21 223V222H20ZM180 223V222H179ZM178 223V224H179ZM196 223V222H195ZM238 223V222H237ZM240 223V222H239ZM238 223V225L240 226V224ZM225 224V225H224ZM229 224V223H228ZM229 224V225H230ZM243 224H245L246 225V221H245V223H243ZM252 224V223H251ZM251 224L249 225V227L251 226ZM260 224V223H259ZM238 225L236 224V226L238 227ZM263 225L264 224H262V225H260V226H262L263 227ZM123 226V227H124ZM197 226V225H196ZM236 226H234V227H232V229L234 230V228L236 227ZM253 226V225H252ZM257 226H259L258 224H257ZM94 227V228H93ZM236 227V228H237ZM253 227H256V226H253ZM37 228V227H36ZM241 228V227H240ZM26 229V228H25ZM34 229V228H33ZM232 230V231H233ZM239 230V229H238ZM255 230V229H254ZM234 231H236V230H234ZM263 231H264V229H263ZM124 232V231H123ZM186 232V231H185ZM225 232V231H224ZM249 232V231H248ZM249 233H251V231L249 232ZM257 233V232H256ZM233 234H236V232H234ZM239 234V233H238ZM245 234H246V231H245ZM248 234V233H247ZM246 234V235H247ZM24 235V234H23ZM186 235V234H185ZM221 235H223V234H221ZM229 235V234H228ZM231 235V234H230ZM250 235V240H252L254 237L252 236V233L251 234H249ZM248 235V236H249ZM212 236V235H211ZM232 236V235H231ZM236 236V235H235ZM253 238H252V237ZM256 236V235H255ZM183 237V236H182ZM225 237V236H224ZM237 237V236H236ZM247 237V236H246ZM245 237V239H247ZM231 237H229V240H231L230 239ZM252 238V239H251ZM257 238V237H256ZM110 239H111V237H110ZM226 239V238H225ZM238 239V238H237ZM112 240V239H111ZM227 240V239H226ZM239 240V239H238ZM249 240V239H248ZM132 241H133V243H132ZM253 241V240H252ZM251 241V242H252ZM130 242H131V245H130ZM228 242H230V241H228ZM231 242H233V241H231ZM230 242V243H231ZM235 242V241H234ZM233 242V243H234ZM246 242H247V244H248V241L246 240ZM251 242L249 241V246H252L253 244H251ZM259 242V241H258ZM31 243V244H30ZM143 243H145V244H148L147 245V247H148V249L146 248V250L144 249L145 247L143 246ZM230 243H229V246H230ZM233 243H231V244H233ZM243 243V242H242ZM253 243H256L257 244V241L255 242H253ZM23 244V245H22ZM224 244V243H223ZM235 244V243H234ZM225 245H228V244H225ZM259 245V244H258ZM258 245H256V246H258ZM154 246V247H153ZM228 246V247H229ZM231 246H233V245H231ZM247 246V245H246ZM144 247V248H143ZM207 248L206 249H210V247H211V245H208V246H206ZM236 246H234V249H235V252H236V249L237 248H235ZM240 247V246H239ZM241 247H242V245H241ZM240 247V248H241ZM253 247H254V245H253ZM252 247V248H253ZM260 246H258V247H256V250H259L260 251V253H262L261 255H263V253H264V250L262 249V247H261V249L259 248ZM214 248V247H213ZM251 248V247H250ZM250 248H249V250H250ZM255 248V247H254ZM259 248V249H258ZM229 249V251H230V254H231V252L235 255V253H234V251H233V248L231 247H229V248H227L226 250H228ZM231 249V250H230ZM242 250H243V248H241ZM240 249V250H241ZM204 250V249H203ZM254 251H256L255 249H253ZM92 251V250H91ZM156 251V252H155ZM258 251V252H259ZM204 252V251H203ZM205 252H207V251H205ZM238 252V251H237ZM248 252H250V251H248ZM252 252V251H251ZM86 253V252H85ZM253 254V253H252ZM171 256V255H170ZM258 256V255H257ZM177 257V256H176ZM209 257V261H207L208 258ZM227 257V256H226ZM244 257V256H243ZM81 258V257H80ZM83 258V257H82ZM86 258V257H85ZM87 259V258H86ZM207 259V260H206ZM261 259H263L262 260V264H264V257L262 256V258ZM260 259V260H261ZM238 260V259H237ZM210 261H212L211 263H210ZM246 261V260H245ZM252 262V261H251ZM86 263L87 264H116V261H114V259H112V257H110V255H109V253L108 252H105V253H99V254H97L93 259L91 258L90 260H88V261H86ZM198 263V262H197ZM78 264V263H77ZM79 264H83V262L82 261H79ZM204 264V263H203ZM240 264V263H239Z\"/></svg>",
	"mask_w": 264,
	"mask_h": 264
}]
</instances>
